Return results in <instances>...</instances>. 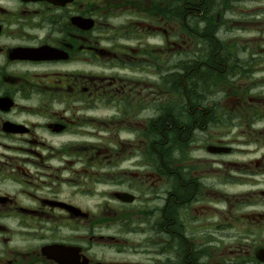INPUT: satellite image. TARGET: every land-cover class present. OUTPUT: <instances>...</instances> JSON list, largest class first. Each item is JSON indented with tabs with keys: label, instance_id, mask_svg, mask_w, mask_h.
Masks as SVG:
<instances>
[{
	"label": "flooded vegetation",
	"instance_id": "1",
	"mask_svg": "<svg viewBox=\"0 0 264 264\" xmlns=\"http://www.w3.org/2000/svg\"><path fill=\"white\" fill-rule=\"evenodd\" d=\"M0 264H264V0H0Z\"/></svg>",
	"mask_w": 264,
	"mask_h": 264
}]
</instances>
